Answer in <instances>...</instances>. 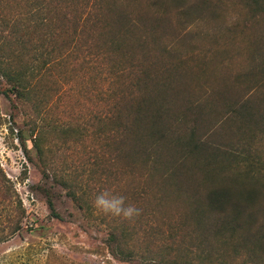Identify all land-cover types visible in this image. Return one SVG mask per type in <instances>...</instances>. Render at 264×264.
<instances>
[{"label":"rangeland","instance_id":"rangeland-1","mask_svg":"<svg viewBox=\"0 0 264 264\" xmlns=\"http://www.w3.org/2000/svg\"><path fill=\"white\" fill-rule=\"evenodd\" d=\"M93 1L43 0L48 8L40 12L31 0H0V182L9 180V189L0 185V264H159L115 255L107 240L109 225L139 229L150 212H155L154 222L161 223L188 208L174 187L161 183V170H154L147 182L149 172L142 164L127 169L121 161L110 166L109 151L92 133L95 114L105 116L121 92L127 94L132 84L128 63L131 56L142 59L141 52L135 49L120 56L125 72L119 78L112 74L113 61L95 57L89 46L93 37L88 41L85 36L71 51L48 53L52 49L45 32V12L55 20L65 12L93 17V11L102 13L110 2L95 9ZM250 1L190 2L209 11L205 18L186 24L169 3L164 17L168 33L162 41L175 47L167 55L151 41L149 50L160 67L167 60L173 63L175 85L189 87L187 99L199 98L204 127L227 116L217 125L221 129L212 141L240 142L236 146L239 165L244 172L246 166L253 169L251 180L264 182V12L258 10L264 0ZM127 4L144 14L151 12L147 0ZM2 71L29 81L24 97L9 91ZM229 100L241 109L249 102L244 117L234 113L228 119L225 103ZM79 127L84 129L81 139L73 134ZM33 129L34 134L39 130L44 134L43 158L33 145ZM97 154L101 159H96ZM223 155L218 153L214 160H228ZM61 178L75 182L78 190L89 188L85 208L68 195L58 181ZM106 190L124 196L126 206H136L140 214L129 220L97 210L95 198ZM260 193L264 195V188ZM261 208L245 212L258 216L252 232L264 225ZM17 225L19 230L13 232ZM260 253V264H264V251ZM236 260L257 264L246 250Z\"/></svg>","mask_w":264,"mask_h":264},{"label":"trees","instance_id":"trees-1","mask_svg":"<svg viewBox=\"0 0 264 264\" xmlns=\"http://www.w3.org/2000/svg\"><path fill=\"white\" fill-rule=\"evenodd\" d=\"M141 1L94 0L92 5L95 9L103 2L108 3L102 13L93 11V17L89 14L73 16L72 12H65L62 18L55 20L52 13L46 16L45 12L44 18L45 32L52 49L48 53L71 51L80 46L85 36L88 41L93 37L94 42H89V46L94 48L95 57L113 61L112 74L117 78L125 72L120 56L135 49L141 52L142 59L131 56L128 63L127 71L132 84H129L127 94L121 92L120 98L105 116L95 114L92 133L101 142V147L109 151L110 166L114 167L121 161L126 162L127 169L142 164L149 172L147 182L153 178L154 170H161V183L174 187L180 198L189 203L185 213L161 223L154 222L155 212L148 213L139 229L110 224L108 243L117 256L125 259L137 257L146 262L159 261V264H240L236 259L245 250L253 261L260 264V252L264 251V225L255 228L253 233L252 225H256L258 216L245 212L247 209H264V195L260 193L264 182L251 180L253 169L246 166L244 172L239 165L241 160L238 159L236 146L240 142L227 140L224 144H216L212 141V136L221 129L217 125L223 124L221 121L227 116L221 121L217 119L209 128L204 127L199 98L187 99L185 93L188 86L178 88L179 84L175 85L177 75L173 71V63L167 60L160 67L149 50L151 41L167 55H170L171 47H175L162 41L168 33L164 17L169 12V3L179 10L186 24L205 18L209 11L208 7L190 2L211 0H147L151 6L149 14L127 4L132 2L136 5ZM260 1L250 2L256 4ZM31 2L40 12L48 8L43 0ZM258 10L264 12V6ZM1 73L10 84L9 91L24 97L29 81L22 75L6 71ZM180 97L188 102H179ZM244 103L241 109L232 100L227 101L228 119H233L234 113L235 117L240 116L239 113L244 117L246 113L243 110L249 109V102ZM73 131L77 139L82 138L83 128ZM34 132L33 129V145L43 158L46 150L44 134L40 130L37 134ZM218 153L224 154L228 160H214ZM96 159H101L100 154L96 155ZM196 172L201 177L195 176ZM243 173L245 175L241 176ZM58 181L73 201L85 208L83 203L89 188L78 190L75 182L65 178ZM8 182L5 180L0 185L6 184L9 189ZM19 227L17 225L13 232ZM136 241L138 244H130ZM159 243L161 245H157Z\"/></svg>","mask_w":264,"mask_h":264},{"label":"clouds","instance_id":"clouds-1","mask_svg":"<svg viewBox=\"0 0 264 264\" xmlns=\"http://www.w3.org/2000/svg\"><path fill=\"white\" fill-rule=\"evenodd\" d=\"M94 207L103 212L105 215L113 217H122L131 220L140 214V209L134 205H127L125 197L112 193L110 191H103L99 193L94 201Z\"/></svg>","mask_w":264,"mask_h":264}]
</instances>
